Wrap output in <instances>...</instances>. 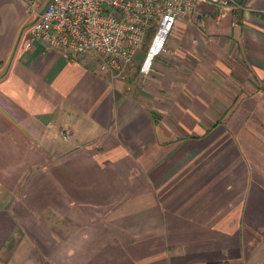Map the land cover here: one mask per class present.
<instances>
[{"label": "crops", "instance_id": "0c3cea01", "mask_svg": "<svg viewBox=\"0 0 264 264\" xmlns=\"http://www.w3.org/2000/svg\"><path fill=\"white\" fill-rule=\"evenodd\" d=\"M33 1L0 0V264H264V0L179 19L144 92L27 48Z\"/></svg>", "mask_w": 264, "mask_h": 264}, {"label": "built area", "instance_id": "2783aa9c", "mask_svg": "<svg viewBox=\"0 0 264 264\" xmlns=\"http://www.w3.org/2000/svg\"><path fill=\"white\" fill-rule=\"evenodd\" d=\"M204 4L237 9L240 0H51L43 9H31L37 18L29 27L26 43L35 40L76 55L93 53L100 69L114 78L124 76L147 47L140 72L150 74L156 59L169 49V40L181 18ZM71 140L73 131L65 128Z\"/></svg>", "mask_w": 264, "mask_h": 264}, {"label": "rangeland", "instance_id": "374dc122", "mask_svg": "<svg viewBox=\"0 0 264 264\" xmlns=\"http://www.w3.org/2000/svg\"><path fill=\"white\" fill-rule=\"evenodd\" d=\"M42 1L45 2V3H47L50 0H42ZM135 64L137 66L136 65H135L136 67L135 66H132L131 67V70H129L125 74L124 77H126V78H125V80H124V82L122 84H124L125 91H127V88L130 87V90L129 91H131V92H135V90H140V91L144 92L145 91V88L144 87H146L147 76L148 75H145L142 72H140V70L138 69V60L136 61Z\"/></svg>", "mask_w": 264, "mask_h": 264}, {"label": "trees", "instance_id": "16d2710c", "mask_svg": "<svg viewBox=\"0 0 264 264\" xmlns=\"http://www.w3.org/2000/svg\"><path fill=\"white\" fill-rule=\"evenodd\" d=\"M146 53H147V47L145 46L144 48H142L138 55H137V60H138V69L140 70V67H141V64H142V61L144 59V57L146 56ZM136 60V61H137ZM136 64H134L135 66ZM137 66V65H136ZM135 66V67H136ZM131 70V68H130ZM208 264H230L228 261H217V262H210Z\"/></svg>", "mask_w": 264, "mask_h": 264}]
</instances>
